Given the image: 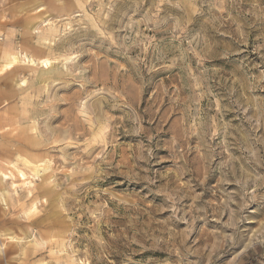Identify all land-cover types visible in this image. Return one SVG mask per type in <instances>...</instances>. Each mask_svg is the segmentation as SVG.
<instances>
[{
    "label": "rangeland",
    "instance_id": "374dc122",
    "mask_svg": "<svg viewBox=\"0 0 264 264\" xmlns=\"http://www.w3.org/2000/svg\"><path fill=\"white\" fill-rule=\"evenodd\" d=\"M0 151V264H264V0H0Z\"/></svg>",
    "mask_w": 264,
    "mask_h": 264
},
{
    "label": "bare ground",
    "instance_id": "6f19581e",
    "mask_svg": "<svg viewBox=\"0 0 264 264\" xmlns=\"http://www.w3.org/2000/svg\"><path fill=\"white\" fill-rule=\"evenodd\" d=\"M45 22V21H44ZM35 25V24H34ZM69 25V24H68ZM29 28H31V26H29ZM33 32H34V30H33ZM45 43V42H44ZM45 46H46V43H45ZM48 48H49V46H48ZM49 51V50H48ZM28 60V62L31 64V66H36L37 64H40L41 66H43L45 69H47L48 68V66H47V64H48V61H46V60H39V61H33V59H30V58H27ZM20 60V59H19ZM22 61V60H21ZM25 63H26V61H24ZM14 63H17V58L16 57H13L10 61H9V64H14ZM26 65H28V64H26ZM25 65V66H26ZM30 66V65H29ZM28 66V67H29ZM6 67H8V66H6ZM22 67V66H21ZM10 68V67H9ZM34 68V67H33ZM33 68H31V69H33ZM23 71V70H22ZM14 80V79H13ZM22 86V85H21ZM28 106V105H27ZM29 118V117H28ZM30 122V121H29ZM9 124V123H8ZM18 126V125H17ZM40 126V125H39ZM22 129V128H21ZM23 130V129H22ZM25 130H23V132H24ZM33 131V130H32ZM19 131H17V133H18ZM28 132V131H27ZM23 135V134H22ZM17 137V136H16ZM25 136L23 135V138H24ZM27 137H28V135H27ZM25 139V138H24ZM28 139V138H27ZM23 142V141H22ZM27 142V141H26ZM20 144H22V143H20ZM30 144H32V142L30 143ZM25 144H23V146H24ZM37 146V145H36ZM25 147H26V145H25ZM31 147V146H30ZM16 148V147H15ZM34 148V147H33ZM23 149V148H22ZM29 149V148H28ZM2 150V149H1ZM19 151H20V149H19ZM1 152V151H0ZM18 151L16 150V153H17ZM8 153V152H7ZM1 154H3V153H1ZM14 154V153H13ZM19 154V153H18ZM27 154V153H26ZM5 155V154H4ZM19 156V155H18ZM35 157V156H34ZM18 159H19V157H17ZM28 158H31V157H28ZM17 159V160H18ZM4 160V159H3ZM8 160V159H7ZM16 160V161H17ZM33 163V162H32ZM31 163V164H32ZM9 164H10V162H9ZM30 164V163H29ZM23 165V164H22ZM26 165H28V164H26ZM34 169V168H33ZM45 170V169H44ZM42 171V170H41ZM34 172H35V170H34ZM37 173H39V171L37 172L36 171V174ZM18 174L20 175V177H22V176H25L24 174H23V172H21V171H19L18 172ZM35 174V175H36ZM40 174V173H39ZM2 176L0 177V184L2 183L1 181L4 179H6V175L4 176L3 174H1ZM38 175V174H37ZM39 177H40V175H39ZM3 182H5V181H3ZM43 186V185H42ZM220 186H222V185H220ZM219 186V187H220ZM7 188H5V190H6ZM9 189H11V188H9ZM217 189H218V187H217ZM1 191V190H0ZM3 193V192H2ZM222 206V205H221ZM209 209H212V210H216V209H214V208H216V206H213V205H209ZM237 207V206H236ZM36 208V207H35ZM234 210V209H233ZM2 211V210H1ZM219 212H221V211H224V210H222L221 209V211L220 210H218ZM215 212V211H214ZM219 212H217L216 214L217 215H220V213ZM235 212H237V211H235ZM1 215V214H0ZM234 216H236V215H234ZM236 218V217H235ZM22 220H23V218H22ZM27 233V232H26ZM7 234V233H6ZM5 235V234H4ZM7 236V235H6ZM5 236V237H6ZM2 237H4L3 235H2ZM16 237V236H15ZM26 237H28V235L26 236ZM11 239H12V237H11ZM19 239V238H18ZM26 239V238H25ZM27 240V239H26ZM16 241V240H15ZM36 242V241H35ZM40 242V241H39ZM17 245V244H16ZM21 251V250H20Z\"/></svg>",
    "mask_w": 264,
    "mask_h": 264
}]
</instances>
